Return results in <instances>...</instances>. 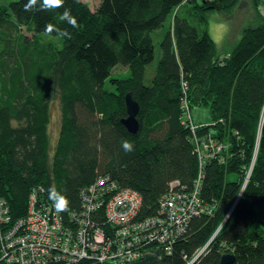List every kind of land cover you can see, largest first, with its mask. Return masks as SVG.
I'll return each instance as SVG.
<instances>
[{"label":"trees","instance_id":"obj_1","mask_svg":"<svg viewBox=\"0 0 264 264\" xmlns=\"http://www.w3.org/2000/svg\"><path fill=\"white\" fill-rule=\"evenodd\" d=\"M187 1L100 0L94 13L81 0H64L51 11H39V5L24 11L27 0L0 7L6 47L0 51V200L12 219L26 217L31 196L51 203L52 186L70 202L61 212L66 217L81 207L82 190L100 178L140 193L133 221L156 216L172 182L192 189L199 175L183 109L207 106L213 123L194 121L197 134L224 145L207 159L202 179L200 196L213 213L192 217L169 252L149 244L135 264H151L155 253L162 264H223L228 253L236 257L228 264H264V23L245 28L230 54L218 55L209 28L191 16L205 5L227 11L240 0L194 2L190 14L176 13L162 57L148 75L155 59L151 31ZM65 9L78 28L60 21ZM48 23L70 38L47 33ZM23 26L61 38L62 48L22 34ZM119 64L130 75L111 78ZM110 78L115 91L105 87ZM129 92L140 103L136 133L123 122ZM57 97L62 117L52 144L49 104ZM125 139L133 151H124Z\"/></svg>","mask_w":264,"mask_h":264},{"label":"built area","instance_id":"obj_2","mask_svg":"<svg viewBox=\"0 0 264 264\" xmlns=\"http://www.w3.org/2000/svg\"><path fill=\"white\" fill-rule=\"evenodd\" d=\"M183 122L192 132L200 159L192 189L172 182L170 191L160 198L158 214L138 221L133 219L142 205L140 193L121 189L106 178L82 190L81 207L66 217L55 210L53 202L38 203L31 196L26 217L15 220L8 214L9 207L2 209L5 201L0 200V264H135L150 251L151 243L171 251L192 217L213 213L200 196L202 179L207 159L224 147L210 134L198 136L200 125L194 122L189 104L183 109ZM203 148L208 152L203 154ZM246 182L247 178L244 186ZM92 216L104 223L92 222ZM174 223L179 224L177 230Z\"/></svg>","mask_w":264,"mask_h":264},{"label":"rangeland","instance_id":"obj_3","mask_svg":"<svg viewBox=\"0 0 264 264\" xmlns=\"http://www.w3.org/2000/svg\"><path fill=\"white\" fill-rule=\"evenodd\" d=\"M12 0H0V7L9 5ZM83 3L87 5V9L90 13H94L96 7L98 6L100 0H81ZM188 0L180 9H175L174 14L172 13L164 24L153 31H151V36L154 41L155 46V59L149 67H153L149 69L148 75L153 73V70L156 69L159 60L162 57V42L167 36V34L172 30L174 18L177 12L182 13L183 15L190 14L192 12V3L202 2V0L191 1ZM212 2L214 0H208ZM208 5L205 7H200L197 9V13L191 16V20L193 23L198 24L201 28L206 26L209 28V32L213 39L218 43L216 46V53L224 55H229L230 50L234 47V45L240 40L242 33L245 28L249 26H258L264 23V3L261 5V9L258 8V5H255L254 0H240L236 7L219 11L218 9H208ZM21 33L27 35L31 39H38L40 44L48 45L49 48L52 49H60L62 48L63 41L59 37H54L46 33L42 34H34V32L29 31L27 27H21ZM2 48H6L3 43H0V51ZM130 75L129 67L124 65H117L112 70L111 78H125ZM111 78L106 82V88L112 91L116 90V87L111 84ZM55 101L49 104L50 107V124H49V133L51 137V143L55 144L57 141V135L59 131V126L61 122V107L60 101L58 97L54 99ZM193 120L196 123L204 122L205 124L213 123L211 118L210 108L207 106L204 107H196L191 110ZM186 117V115H184ZM207 247V246H206ZM204 247L200 250L194 259L198 258L201 253L206 249ZM159 254V253H158ZM155 253L153 258H150L151 264H162L161 255ZM152 257V256H150ZM161 257V258H160Z\"/></svg>","mask_w":264,"mask_h":264},{"label":"clouds","instance_id":"obj_4","mask_svg":"<svg viewBox=\"0 0 264 264\" xmlns=\"http://www.w3.org/2000/svg\"><path fill=\"white\" fill-rule=\"evenodd\" d=\"M37 5H39V8H38L39 11H51L54 9L62 8L64 6V0H27V2L24 4V11H31L34 8H36ZM59 19L60 21L69 24L73 29H76L79 27L77 23V19L71 15L68 9H65L63 11ZM44 30L49 34L55 32L57 33V35L61 37L70 38V33L67 30H60L59 28H56L51 23L46 24ZM121 146L125 152L133 151V144L127 139L122 141ZM48 198L49 200L53 202V206L57 212H63V211L69 210L70 202L68 198L61 192L57 191L55 186H52L49 188Z\"/></svg>","mask_w":264,"mask_h":264},{"label":"water","instance_id":"obj_5","mask_svg":"<svg viewBox=\"0 0 264 264\" xmlns=\"http://www.w3.org/2000/svg\"><path fill=\"white\" fill-rule=\"evenodd\" d=\"M205 2V0H203ZM127 113L128 115L123 119L124 124L127 126L130 132L136 133L139 129L138 114L140 111V103L133 97V94L129 92L126 95ZM235 255L232 253L225 254L222 258L223 264L232 263L235 261Z\"/></svg>","mask_w":264,"mask_h":264},{"label":"crops","instance_id":"obj_6","mask_svg":"<svg viewBox=\"0 0 264 264\" xmlns=\"http://www.w3.org/2000/svg\"><path fill=\"white\" fill-rule=\"evenodd\" d=\"M264 3V0H258V8L261 9V5ZM184 5V4H183ZM180 9V8H179ZM216 46L218 43L215 41Z\"/></svg>","mask_w":264,"mask_h":264}]
</instances>
